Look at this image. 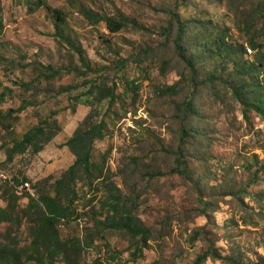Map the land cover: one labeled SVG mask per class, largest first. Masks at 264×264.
Instances as JSON below:
<instances>
[{"label": "rangeland", "instance_id": "obj_1", "mask_svg": "<svg viewBox=\"0 0 264 264\" xmlns=\"http://www.w3.org/2000/svg\"><path fill=\"white\" fill-rule=\"evenodd\" d=\"M31 1L0 0V116L14 111L0 119V207L14 214L0 223V242L23 263H41L31 255L44 208L30 209L20 188L29 183L55 196L54 184L77 160L66 144L94 116L92 123L105 122L95 148L104 170L86 178L79 170L72 193L61 192L65 204L74 199L72 218L59 228L63 240L81 239L78 264H198L209 248L227 260L200 264H264V118L251 111L245 119L226 83L233 63L224 69L200 34L212 21L244 59L264 57L261 0ZM55 9L69 44L55 37ZM87 10L131 23L113 33L105 21L87 20ZM179 19L190 23L181 44L193 65L178 53ZM48 66L58 72L53 80L44 77ZM213 73L223 81H206ZM177 83V91L157 90ZM46 121L57 135L43 151L30 147L8 160L15 139ZM181 145L190 176L174 172ZM116 186L151 229L148 243L99 222L109 224ZM44 264L68 263L61 254Z\"/></svg>", "mask_w": 264, "mask_h": 264}, {"label": "trees", "instance_id": "obj_2", "mask_svg": "<svg viewBox=\"0 0 264 264\" xmlns=\"http://www.w3.org/2000/svg\"><path fill=\"white\" fill-rule=\"evenodd\" d=\"M28 5H31V0H27ZM46 3V0H38L35 5L40 7ZM55 19V37L59 38L60 41H66L69 44V39L65 37L64 30L62 29L63 23L65 22V17L62 16L60 10L55 9L53 11ZM87 20L100 23L106 22L108 29L113 32H119L122 29L128 27L131 23L128 19H120L114 15H103L95 14L91 10L82 12ZM261 16L264 19V0H261ZM173 17H178L176 12H173ZM136 27L144 28L138 23H134ZM189 22L182 21L179 19V40L177 48L180 57L190 65L195 63L194 58H190L188 53V46L181 44L182 38L189 29ZM206 32H201L203 36L206 50L209 51L215 58L219 59L223 63V68L226 69V61L233 63L234 72L232 73V79H226V83L229 85L232 94L236 99L243 105V114L245 119L249 120V112L255 111L259 117L264 118V57L257 56L254 60L244 59L241 55V47L236 46L234 43L230 42L226 38V32L224 28L217 27L216 23L212 21L206 22L204 25ZM171 28H168V32ZM2 32V22L0 20V34ZM251 45L257 46L258 44L251 39ZM72 45V44H71ZM74 49V47H72ZM264 56V54H262ZM86 69L90 72V67L87 65ZM46 74L44 77L47 80H53L58 72L54 71L52 67H46ZM238 80V82H237ZM209 82L223 81L221 75L213 73L211 77L208 78ZM239 82H241L239 84ZM26 86V85H24ZM27 87V86H26ZM75 87H66L67 89H74ZM137 88L136 83H133V89ZM178 83L172 86L159 87L157 90L160 94L167 93L168 91H177ZM103 92V89H101ZM114 90V89H113ZM94 92V91H93ZM97 94V92H96ZM95 94V95H96ZM111 104H114L118 98H116V93L113 91L111 94ZM103 98H101V101ZM26 105V103H24ZM23 105L20 110L25 108ZM187 106L193 107V104L188 98ZM24 107V108H23ZM14 115V111L11 110L8 116L2 117L0 119H9ZM94 116H89L86 120L79 125L75 131V135L71 138L66 146L70 148L72 153L77 157V160L73 166H71L64 176L56 181L54 184V189L56 195L53 196L44 191L38 192L41 188L32 187L36 189L37 196L28 194L30 200L31 208H44L43 217L41 218L38 226L36 227L34 244L38 248L37 253L31 255V259H39L40 264H44L47 256L55 259L59 255H63L68 264H78L77 258L82 249L81 239H71V241L63 240L60 234L59 224L64 220H70L74 214V199L72 198L69 204H65L62 199L61 192L64 191L66 194L70 195L72 190L77 183L78 175L77 172L82 170L84 177H92L93 175H98L103 172L104 166L98 162L95 158V148L99 139L104 137V126L105 122H95ZM48 121V120H47ZM45 122L46 125L42 123L33 128V130L23 134L20 138H16L12 148L9 151L8 160H11L16 154L24 153L28 148L32 147L35 153H40L43 151L44 146L50 143L53 138L57 135L55 128L50 127V123ZM6 127H9L7 125ZM186 135V134H184ZM185 152L181 147L177 152L176 163L177 167L174 172L181 174L183 176H190L187 169L184 166ZM112 191L113 198L108 200L106 205L109 207L111 213L107 216L109 224L106 221L100 220V223L127 229L133 234H143L144 239L148 243V233L150 228L147 227L143 219L136 215L133 209L129 206L127 201H124V194L120 187H114ZM208 208V207H207ZM13 213L7 208L0 207V223L10 220L13 217ZM201 233H197V236ZM40 248V249H39ZM43 248V249H42ZM39 255V256H38ZM20 255L15 247L12 245H4L0 242V261L5 264H28L23 263L20 259ZM207 258L212 259H223L227 260L226 257H221L217 250L214 248H209L199 259L198 264L205 261ZM2 259V260H1ZM2 262V264H4ZM94 264H106L102 260L98 259Z\"/></svg>", "mask_w": 264, "mask_h": 264}, {"label": "built area", "instance_id": "obj_3", "mask_svg": "<svg viewBox=\"0 0 264 264\" xmlns=\"http://www.w3.org/2000/svg\"><path fill=\"white\" fill-rule=\"evenodd\" d=\"M249 51H251V48H248ZM21 191L25 190L27 192H29L30 194H32L33 196H37V192L36 189L33 188L29 183H25L21 186L20 188Z\"/></svg>", "mask_w": 264, "mask_h": 264}]
</instances>
